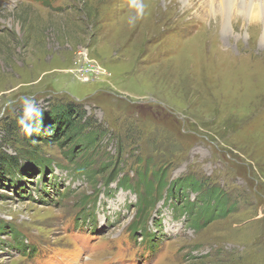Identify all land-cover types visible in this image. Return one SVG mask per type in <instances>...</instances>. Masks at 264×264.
Masks as SVG:
<instances>
[{"label": "rangeland", "instance_id": "obj_1", "mask_svg": "<svg viewBox=\"0 0 264 264\" xmlns=\"http://www.w3.org/2000/svg\"><path fill=\"white\" fill-rule=\"evenodd\" d=\"M167 1L143 0L133 27L131 0H0V153L25 165L21 97L43 114L74 105L104 131L84 176L83 160L39 145L50 183L0 186V264H264V0L228 14ZM109 161L132 187L146 162L168 183L208 179L237 207L200 230L163 201L140 215L133 192L104 188Z\"/></svg>", "mask_w": 264, "mask_h": 264}, {"label": "trees", "instance_id": "obj_2", "mask_svg": "<svg viewBox=\"0 0 264 264\" xmlns=\"http://www.w3.org/2000/svg\"><path fill=\"white\" fill-rule=\"evenodd\" d=\"M31 1H38L42 5L49 3V0ZM91 125L92 122L84 119L81 111L74 105H57L51 108L49 112L44 113L42 116L40 132L28 137L26 142L22 143L24 148H27L24 149L23 154L20 153L25 165L20 164V159L17 158L19 156L0 153V186L5 187L6 184H9L10 187H16L31 176H37V179L39 177L43 182L47 179V182L50 183L54 165L51 161L43 159L42 155H39V145H52L58 147L59 150H64L62 154L70 165L76 160H83L84 165L81 168L75 165V170L81 171L84 176L85 170L88 169L87 165H90L88 162L92 158L91 156L93 158L97 157L98 144L104 132L99 127L91 130ZM91 150L92 153H89ZM93 154H96V157ZM111 164L112 161H109L106 165H101L102 169L109 168L111 170L107 181L104 182V188L108 189L109 185L115 182L116 190L133 192L138 199V203L141 204L138 208L141 209L140 215L144 213L143 215L147 216L146 214L151 209H155L158 202L163 201V205L168 204V208L173 205L171 210L175 211L176 217L184 220L189 228L200 230L216 220L225 219L237 207V203L230 199L228 193L223 192L216 185H210L208 179L202 180V178L199 179L190 175L168 183L165 181V172H162V175H159L160 171L148 173L147 163L145 162L144 167L135 171V176L137 175L136 183L132 187L134 181L129 183L126 177L123 179L118 178L121 173L118 171V163ZM64 169L62 168V170ZM75 172L74 176L78 175L80 177L81 173ZM97 172H91L92 179L95 178ZM86 175L89 179V173ZM50 186L55 185H47L48 188ZM69 192V189H67L65 194L60 195L62 198H68ZM44 193L46 194V192ZM153 193L156 195L152 196ZM192 195H194L193 198L190 197ZM159 197L160 199H158ZM148 219L149 216L145 219V223L148 222ZM138 226H140L139 221ZM145 237L142 236V240H146V250H151L152 245L154 248L157 247L158 240L154 236L151 237L152 245L151 243L148 244L150 242L148 235ZM23 245V242L17 245L21 251H24Z\"/></svg>", "mask_w": 264, "mask_h": 264}, {"label": "clouds", "instance_id": "obj_3", "mask_svg": "<svg viewBox=\"0 0 264 264\" xmlns=\"http://www.w3.org/2000/svg\"><path fill=\"white\" fill-rule=\"evenodd\" d=\"M130 6H134L136 10L128 20V23L134 27L137 19L142 18L144 14V3L143 0H131ZM19 102L20 112L17 116V125L25 136L31 137L40 132L43 110L34 97H21Z\"/></svg>", "mask_w": 264, "mask_h": 264}, {"label": "bare ground", "instance_id": "obj_4", "mask_svg": "<svg viewBox=\"0 0 264 264\" xmlns=\"http://www.w3.org/2000/svg\"><path fill=\"white\" fill-rule=\"evenodd\" d=\"M172 1H174V0H172ZM171 1V2H172ZM183 1V3L185 4V3H187V4H191L192 3V1H190V0H182ZM168 1L167 0H165V6H166V3H167ZM220 3H221V5H222V8H223V10H225V14H228V13H226V11L227 10H231V9H235V8H237L236 7V5H235V0H220ZM212 5V4H211ZM248 5H251L250 3H246L245 4V6L242 8V9H250L249 7H248ZM253 7V6H252ZM192 9V8H191ZM213 10V9H212ZM156 11H158L157 9H156ZM184 12V11H183ZM231 12V11H230ZM212 13V12H211ZM209 14V13H208ZM215 14V13H214ZM224 14V13H223ZM202 18V21H204V22H207L203 17H201ZM202 23V22H201ZM211 28V27H210ZM66 74V73H65Z\"/></svg>", "mask_w": 264, "mask_h": 264}]
</instances>
